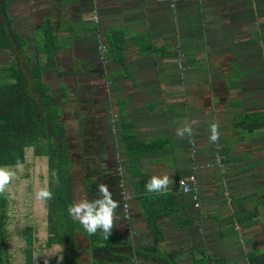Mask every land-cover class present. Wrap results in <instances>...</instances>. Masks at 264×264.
<instances>
[{
  "label": "trees",
  "instance_id": "obj_1",
  "mask_svg": "<svg viewBox=\"0 0 264 264\" xmlns=\"http://www.w3.org/2000/svg\"><path fill=\"white\" fill-rule=\"evenodd\" d=\"M5 10L6 0H2L0 11L5 19L6 29L0 19V49L12 51L14 46L26 49L31 45L32 57L25 55V71L15 57L12 62L0 66V167L14 170L15 166L25 164L28 152L32 157L44 160L46 173L44 187L50 189L53 196L51 200L43 202L46 232L43 246H59L60 256H62L60 264L129 262L131 251L127 250L128 241L121 239L114 231V227L108 238L104 237L101 230L94 235H89L68 213V208L73 205L72 197L77 194L72 175L73 168L77 163L81 171L88 170L89 153L85 154L82 150L78 153L72 151L67 141L65 123L62 121L66 107L50 98L49 85L44 80L49 73L61 77L63 73L57 68L56 55L64 53L70 47L72 40L82 36L81 28L84 26L100 28V25L92 23L78 26L76 23L64 20L54 27L53 20L50 17H44L39 27L34 28L29 36L23 37L12 26V18ZM55 31L61 33L57 35ZM103 37L105 49L102 57L105 61L112 63L123 62L125 44L132 45L140 54L164 52L161 47L152 43L147 30L127 32V29L122 26H114L106 29ZM58 87L62 97L67 98L68 92L65 86L58 83ZM226 128L236 131L239 137H249L255 131L264 128V110L234 115ZM78 133L83 138V135H80L82 132ZM115 137L121 142L123 151L119 166L122 172L118 174L117 171H112V163L106 160L111 159V156L108 155L106 158L104 156L102 158L104 163L102 168H99L100 175L96 177V180L88 176L90 172L81 175L82 191L89 195L85 197V200L101 198L98 185L106 184L112 193V198L119 203L114 214V226L121 225L123 222L126 224L127 220L120 215L121 198L117 185L119 178L123 177L125 188L130 192L131 198L136 200L139 214L145 218V226L151 235L152 243L147 248H155L156 243L163 239L166 226L180 229L188 228L193 224L191 218L179 212L183 193L175 188L179 178L176 170L172 173V185L169 184L172 188L168 186L166 191L150 193L147 191L146 184L143 183L146 172L140 167V161L154 156H168L173 151L170 138L164 136L141 140L132 131L127 121H121L120 130ZM219 141L220 153L223 155L222 161L225 164L245 163L244 166L234 169V172L251 169L248 157L243 153L232 152L233 142L230 138ZM165 159L168 160V158ZM229 173L230 171L223 172L224 175ZM229 205L231 212L220 223L245 225L253 222L258 215V209L264 207V183H259L248 191L232 195ZM7 206L8 199L4 192L0 194V264H11L7 243L9 236L7 225L10 222ZM232 226L227 230L228 232L231 231ZM28 230L29 227L24 225L20 229L21 233H18L24 239L26 247L20 249V256L23 258L19 260H23L25 264H31L29 245L32 236L29 234L30 231L25 233ZM83 251L89 254L85 261L79 257V253ZM53 260L55 257L52 263ZM200 263L264 264V242L262 250L246 251L243 263L231 260L227 256L213 257L211 255L194 258L191 261V264Z\"/></svg>",
  "mask_w": 264,
  "mask_h": 264
},
{
  "label": "crops",
  "instance_id": "obj_2",
  "mask_svg": "<svg viewBox=\"0 0 264 264\" xmlns=\"http://www.w3.org/2000/svg\"><path fill=\"white\" fill-rule=\"evenodd\" d=\"M95 1L96 0H94L93 3L94 9L97 10V14L99 16L109 15L114 18L113 20H107L112 22H109L111 25H109L106 29L114 26H122L123 28L127 29V32H139L147 30L152 43L158 47H161L164 52L162 53V51H158L155 53L140 54L133 48L132 45L125 44L123 62L112 63L107 61V68L112 65H116L117 67L121 66L120 69L114 67L113 70L107 69V71H105V75H107L105 78L107 82V90L110 92H112V90L115 91V93L119 95L120 98L114 100V107L109 108L108 110L104 109L102 107L104 105L102 104L94 106L92 108V110L95 112L94 120L101 128L103 127L102 124L105 123L109 125V122H112L111 120L114 121L116 127L113 131V144H116L118 147H121V142L117 140L115 136L120 130L121 121L129 122L132 131L141 140L146 141L156 137L164 136L170 138L173 151L168 156H154L151 158H144L140 161V167L146 172L143 179L144 184H146L153 176L162 178L165 176V172L172 174L175 170L177 173H179V177L189 172L196 174L199 197L198 207H193L191 200L186 194L181 196L182 204L179 207V212L181 215H185L193 220V224L188 227L190 231L188 233L184 231L182 234L179 233V235H183L185 238L187 237L191 239V241L194 239V237L195 239L199 240L196 241L197 246L195 247L197 256H192L188 264H191V261L194 258L204 256L207 257V255H212L213 257L229 255V253L219 254L220 252H218L217 249L220 248L215 249L212 248L213 246L209 248V243H212L215 240H219L221 242L222 250H224L226 246L229 247L228 249L238 248L241 252L238 257L239 259L242 258V263L245 262V253L251 248L243 250L241 248L242 241H257V238H255L253 234L249 232V228L251 225L254 224L253 226L255 227L261 222L260 220L257 221L258 216L256 217L257 220L255 219L254 222L245 225L232 223V226L229 223H220V221L231 212L229 201L232 195H237L248 191L260 183V181H255V183L253 182L254 185L248 189L247 185L243 181L249 172L251 173L252 177L255 178L253 180H256V174L259 172V166L255 165V160L257 159L260 161L262 157L260 158V155L251 154L249 152L250 150L248 152L239 151L238 149L236 150L234 145H242L244 144L245 140L249 143L253 140L263 141L264 129L255 131L249 137H239L238 135L235 136L229 133V135L227 134L221 137V140L225 138L231 139V142H233L231 147L233 153H243L246 157H248V164L251 167L249 171L234 172V169L237 167L245 165V163H241L239 165L226 164V170L223 172L226 173L230 171V173L227 175L222 173L219 177L212 176L210 173H198V169L201 168L200 166H203V163L207 160L210 154L211 141L209 139V132L207 136V133L202 128H197L192 131L191 136L185 133L183 137H180L177 135V129L183 127L180 126L181 121L185 123L184 118L182 115H180V113H182L180 110L182 109L183 103H185L187 107L195 106L198 108L204 104L201 103L202 95H200V92L194 91V88H192L189 91V97L184 99L183 91L185 90H181L180 92V87L177 86L183 81L184 75H157L159 72H156V70H162L163 65L165 64L164 61L170 57L175 58L176 55L178 56V51L183 53L184 59L189 63L192 64L193 62H196V59L201 56L199 52L202 51L199 50L200 48H198L200 46L199 42H203L204 44V42L207 43L213 40V42H215V47H219L218 43H221V38H217L216 35L218 34H225L224 38H222V41H225V43L230 41L227 43L229 45L225 46H229L231 48V45L235 43H233L231 39L233 35H236L238 31L240 33H243L244 31H250V39L248 38L247 40H251L252 47H258L257 39H259V31L264 28V4L262 3L264 0H98V5ZM212 1L215 4V6H213L215 9L207 10L204 8V6ZM105 2H107L106 5L104 4ZM260 3H262V9L259 6ZM247 16H249L250 19H248ZM121 17H123V19H121ZM220 21H225V23L230 24V26H225L220 30L213 27V23H219ZM209 25H212V28L209 27ZM237 39H235L237 45L245 46L242 45L243 43L241 41H238L239 39ZM203 47L205 48V45H203ZM224 48L225 47H221L218 48V50H223ZM231 54L232 55H229L228 51L224 53L215 52V54L213 53V55L209 57L220 59L224 55V60L226 63L231 60L230 63L236 64L235 58L237 57V54L233 50ZM239 55H242V53ZM85 56H87V52L82 51L79 57L85 59ZM184 67V73L186 69L190 71L188 67ZM231 68H233L232 74L233 72H237V67L233 65L229 69L225 70V72H227L225 75H222L223 72L217 70V75L212 77L207 76L202 80L204 83L209 82L208 85L209 89H211L212 98L213 91L214 95L224 92L228 94L231 87L236 93H239L240 95H242V93L247 90L243 88L248 87V85L250 89H253V85L256 83L254 82L256 79H254L253 75H248L246 77L247 81L245 83V87H243V81H245L244 77L246 75H229ZM118 75H121L122 77H119ZM233 79H236L237 82L232 84L231 87L227 86L229 81ZM163 82H165L167 85L165 86ZM115 93L114 97L116 96ZM243 99V101L246 102L241 103L240 105L244 104V106H238L235 108L242 110L243 112L257 109H248L252 108L253 105L258 103L255 99H249L245 97H243ZM224 103L222 101H217L216 104L219 108L211 111L213 114L209 113L207 110L204 112H206L209 119L217 118L218 116H215V113L222 110L223 105H227L232 109L234 106L239 104L237 101H231L228 104H226V102ZM211 115L213 117H211ZM232 118L233 115L229 119H226L227 122L229 123ZM217 124L219 132H221L220 130H225L227 127V124L221 125L219 122H217ZM108 135H110V133H108ZM103 142H105V145L107 144L109 148L108 151L113 150L112 143H110L108 140H104ZM102 148L106 149L104 146ZM165 158H168V160ZM179 158L181 161L178 163ZM250 159L253 160L252 163H250ZM182 162L188 163L186 164V168L180 169V164ZM171 163L174 164L172 165ZM260 163L261 165H264V161H260ZM168 176L170 177V175ZM250 181L251 180H249V182ZM212 185L215 186H213V188L210 190ZM168 186L172 188L171 185ZM244 188H247L248 190H245ZM81 193L84 199L88 195L83 193L82 186ZM225 194L228 197L227 203L229 205V212L227 215H222L221 220L217 219L218 217H216V215H209V213H206L205 211L203 213L197 212L201 204L209 202L206 199L207 197H211L212 200L209 203L214 205L213 203L216 201L221 203L220 199L222 195L225 197ZM205 195H207V197ZM129 208L130 216L128 218L129 220L127 219L125 227H129L134 234L135 232L136 234H141L140 239L147 241H141L145 244L139 246L138 244L133 243L135 241V237L130 236L128 238L127 235V240L124 239L128 241L127 244L130 243L127 250L134 252L137 249H140V252L145 253L144 255H151L152 257H155L153 259L157 258L159 260L158 262L161 261V263L163 262L164 264H184L181 262L182 260H180V257L178 258L180 253H177L172 248H166L167 244L169 245L171 243H179V240L174 238V236L177 234L176 231L179 229H172L170 226H166L163 239L156 243L155 248H147L151 245L152 238L145 226V218L139 214V208L136 200L131 199ZM261 211L264 213V207L259 210V213ZM44 224L45 220L44 216H42L37 220V223H35V226H38L36 228L34 226V230L38 228L40 231L43 230L45 232ZM262 224H264V222H262ZM222 225L225 229L222 227ZM230 226H232V229L230 232H228L227 230L230 229ZM121 227H117L115 230L121 229ZM31 230L33 231V229ZM43 231L40 235H44L43 238H45L46 232L44 233ZM225 231H227L226 233L234 234L231 235L233 240L232 244L225 242H231L229 237H223L226 234L224 233ZM35 234L36 232L33 231V235ZM167 235L170 236L167 237ZM32 238V241H34L35 237L32 236ZM44 240L38 239L36 243H33L37 247L35 249L34 247L30 246V258L32 257V259L36 261L33 264H45V262H47V264H60V260H58L60 257L59 246L53 245L50 247H45L43 246ZM258 240L263 241L264 237H258ZM238 241L241 242L237 243ZM212 249L214 252L210 253L209 251ZM44 250H46L45 253L43 252ZM41 251L42 254H40ZM31 253H33V256ZM38 254L40 255V259L36 260V257L39 256ZM54 257L55 260H53L52 263V259Z\"/></svg>",
  "mask_w": 264,
  "mask_h": 264
},
{
  "label": "rangeland",
  "instance_id": "obj_3",
  "mask_svg": "<svg viewBox=\"0 0 264 264\" xmlns=\"http://www.w3.org/2000/svg\"><path fill=\"white\" fill-rule=\"evenodd\" d=\"M95 2L97 5L99 4L98 0H96ZM1 3L2 0H0V4ZM93 3L94 0H6V10H5L6 13L10 15L12 18V26L15 29H17L22 34L23 37L29 36L34 28L39 27L41 24V20L44 17H50L53 20L54 27L57 25V23H60L61 21L64 20L76 23L78 26L91 25L92 23L100 24V28H92L89 26H84L83 28H81L80 34L82 36L72 40L70 42V47L66 49L64 53L56 55L58 56L56 57L57 68L60 69L63 73L61 74V77H58L51 73L47 74L44 77V80L49 85L48 92L50 98L52 100L62 103L66 107L62 115V121L65 123L67 141L71 145L72 151L74 153H78L80 150H82L83 153L85 154L89 153V155L87 156L88 170L81 171L77 163L75 165V168H73L72 175L74 178L75 190L77 192V194H75L72 197L73 204L85 200L81 193L82 173L90 172V175L88 176L91 179L96 180L97 179L96 177L100 175L99 168L101 169L103 166L104 162H102V158L104 156L105 158L108 155L111 156V159L107 158L106 160L107 162L112 163L113 166L112 171H118L119 169L122 170L119 166L121 163V159L123 157V151L121 147H118L116 144H113L114 143L113 131L115 130L116 124L114 123L113 120H111L112 122H109V125L104 123L102 124L103 126L102 128L99 127V124L96 123V121L94 120L95 112L92 110L94 106L100 104L104 105L102 107L107 110L109 108L114 107V100L119 99L120 96L117 95L113 90L112 92L107 90V86H106L107 82L105 79L107 75H105V71H107V69L113 70L114 67L119 69L121 68V66L117 67L116 65H112L113 67L109 66V68H107L108 67V65H106L107 61H105L102 57V53L104 52L102 48L103 46L102 44L104 40L103 32L109 25H111V23L109 22L112 21H107V20H113L114 18H112L109 15L99 16L97 14V10L94 9ZM262 3L264 4V2ZM262 3H260L259 5L260 8L263 7ZM104 4L106 5L107 2H105ZM213 6H215V4L212 1L208 3L206 6H204V8H206L207 10L215 9ZM247 18L250 19L249 16H247ZM0 19L4 23L6 29L5 19L1 14V11H0ZM121 19H123V17H121ZM212 25H214L213 27L219 30L223 29L225 26H230V24L225 23V21H220L219 23H213ZM212 25H209V27L212 28ZM55 34L58 35L60 34V32L55 31ZM224 35L225 34L216 35L217 38H221L220 39L221 43H218L219 47H215L214 44L215 42H213V40L207 43L204 42V44L203 42H199L200 46L198 48H200L199 50L202 51L199 52L201 56L196 59L197 60L196 62H193L192 64L189 63L187 60L184 59L183 53L178 51L179 54L178 56L176 55L175 58L170 57L168 58L170 60L167 59L166 61H164L165 64L163 65L162 70L159 71L156 70V72H159V74L157 75H184L181 84L179 85L176 84L178 87H180V92L181 90L182 91L185 90L183 91L184 99L189 97V93H190L189 91L192 88H194V91L200 92V95H202L201 103L204 104L196 108L195 106L187 107L186 104L183 103L182 109L180 110V112L182 111V113H180V115H182V117L184 118L185 123L191 126L192 131H194L197 128H202L207 133V136H208V132H209V136L211 134L210 125L212 124V120L213 123L217 124V122H219L221 125L227 124L228 126L229 123L227 122L226 119H229L232 115L234 116L235 114H240L243 112L242 110H238L237 108H235L238 106L241 107L244 106V104L240 105L241 103L246 102L243 101L244 100L243 97L249 99H255L256 102H258L257 104L253 105L252 108H248V109L257 108L256 110H264V28H262V30L259 31V37H258L259 39H257L258 47H252L251 40L250 41L247 40L250 37L249 36L250 31H244L243 33H240L238 31L236 35H233L231 39L232 42L235 43L231 45V48L229 46L227 47L225 46V45H229L227 43L230 41H227V43H225V41H222ZM235 39L241 41L243 43L242 45L245 46L237 45ZM203 45H205V48L203 47ZM221 47H225V48L223 50L222 49L218 50V48ZM232 50L237 54V57L235 58L236 64L230 63L231 60L228 63H226L224 60V55L220 59H214L209 57L212 56L213 53L215 54V52L224 53L228 51L229 55H232L231 54ZM82 51L87 52V56H85V59L79 57ZM241 53L242 55H239ZM25 55H28L30 58L32 57L31 45H29L26 49H20L14 46L12 51H9L8 49H0V66L7 65L8 63L12 62L13 57H15L17 59V62L20 64L21 68L25 71L26 70L24 67ZM233 65L237 67L236 68L237 72H233L232 74L233 68H231L229 71V75H246L244 77L245 81H243L244 83L243 87H245V83L247 81L246 77L248 75L251 76L253 75L254 79H256L254 80V82L256 83L253 85V89H250L249 85L248 87L243 88L247 90H245L242 93L243 95L242 96L239 93H236L235 90H233V88L231 87L232 84H235V82H237L236 79H233L230 80L227 85L231 87L229 89V93H228L229 95L226 92L214 95V91H213L212 93L213 98H212L211 89H209V85H208L209 82L204 83L202 82V80L207 76L212 77L214 75H217L218 74L217 70L223 72L222 75H225L227 73L225 72V70L229 69ZM184 66H186V68L188 67L190 71L186 69L184 73L183 72L185 68ZM118 76L122 77L121 75ZM58 83H62L65 86L68 92L67 98L62 97V92L58 87ZM28 84L30 85V81H28ZM163 84L165 86L167 85L165 84V82H163ZM114 93L116 94L115 97H114ZM217 101L218 102L222 101L223 103L226 102V104L230 103L231 101L234 102L237 101L239 104L234 106L232 109L227 105H223L222 110L215 113V116L218 117L209 119L208 115L204 111L207 110L209 113H212L211 111L216 110V108H219L218 105L216 104ZM211 117L213 116L211 115ZM185 123L181 121L180 126H184ZM263 129L264 128L260 130ZM220 131L221 132H219V140H221V137L227 135L228 133L236 135V131L230 130L229 128H225V130H220ZM78 132L80 133L82 132V134L80 135H83V138L79 136ZM108 133H110V135H108ZM98 136H102V137H98ZM104 140H108L110 143H112L113 150L108 151L109 148L107 144L106 145L104 144L105 143L103 142ZM245 142L246 140L242 145L235 144L234 146L236 147V150L238 149L239 151H246V152L250 150L249 152L251 154L260 155L259 157L260 158L262 157L260 161H264V140L263 141L253 140L250 141V143L249 142L245 143ZM103 146L104 148L106 147V149H103L102 148ZM211 151H212V141H211L210 154L206 161H208V159L210 158ZM29 153L30 152L27 153L28 155L26 157L25 164L15 166V169L13 171H15L16 175L8 185L7 191L5 192L6 197L8 199L7 207L10 217V222L8 223L7 228L9 230L8 251L10 253L11 264H25L23 260L22 261L19 260V258L21 257L23 258V256H20V249L26 248L24 244V239L18 234L19 232L21 233L20 229L22 228V226L27 225L29 227V230L25 233H28L30 231L29 234L35 237L34 241H32L33 238H31L29 245L31 247H34V249L37 247L33 243H36L38 239H43V240L45 239L43 238L44 235L43 236L40 235L43 230L40 231L38 228L34 230V226L35 223H37V220L42 216H44L43 202L36 200L35 193L40 189H42L46 184L45 162L41 158L32 157V155H30ZM250 160H251L250 163H252L253 160L252 159ZM180 161L181 160L179 158L178 163ZM260 161H258L257 159L255 160V165L259 166L258 169L259 172L256 174L257 176L256 180H253L255 178H253L251 173L249 172L243 181L247 185L248 189H250V187L254 185L255 181L256 182L260 181V183H264V165H261L262 162L260 163ZM205 162L203 163V166H200L201 168L198 169V173L200 172L203 174L210 173V175L212 176L219 177L220 174H222L223 171L226 170V166H225L226 164L224 162L222 163L221 167L214 165L206 167ZM187 163L188 162H182L180 164L181 165L180 169L186 168ZM171 164L173 165L174 163ZM164 175L167 176L170 175V177L169 176L168 177L170 179V184L172 185V179H173V177H171L172 174L171 173L168 174V172H165ZM248 179L251 181L249 182ZM213 186L215 185H212V187H210V190L213 188ZM247 188L244 189L248 190ZM216 189H217V185H216ZM205 196L207 197V195ZM87 197H89V195H87ZM227 198L228 197L226 194L225 197L222 195L220 199L221 203L216 201L213 203L214 205H212V203L211 204L209 203L212 200L211 197H207L206 199L209 202L201 204L197 212L203 213L205 211L206 213H209V215L212 216L216 215V217H218L217 219L221 220L222 219L221 216L224 214L227 215V213L229 212V205L227 203ZM128 203L130 204V202ZM261 208L262 207L258 209V215H257L258 220L256 218L257 221L260 220L261 222L257 224V226L254 227L253 224L249 228V232L253 234L255 238H257V241L254 242H250L248 240L242 241L241 248L243 250L250 248L251 249L255 248L258 250L263 249L264 240L263 241L258 240V237H264V224H262V222H264V213L262 211L259 213V210ZM121 225H116V227L114 226V231L120 236L121 239H126L127 235L128 238L130 236H133L135 237V241L133 242L134 244H138L139 246L145 244L141 241H147V240L140 239L141 234H136V232L134 234L129 227L127 228L125 227L126 224L124 222ZM37 226L38 225H36L35 228ZM117 227H121V229L115 230ZM31 228L33 229L34 232H36L35 235H33V231L31 230ZM184 231L188 233L190 230L188 228H180L179 230H177L176 231L177 234L176 236H174V238L179 240V243L178 244L171 243L169 245L167 244L166 248H172L177 253H180L178 258L180 257L182 263L188 264L192 256H197L195 247L197 246L196 241L199 240L195 239L194 237V239L191 241V239L187 237L185 238L183 235L180 236L179 233L182 234ZM231 235L234 234L226 233L223 236L225 238L229 237V239H231V242L225 241L226 243L232 244L233 240ZM169 236L170 235H167V237ZM240 242L241 241H238L237 243ZM211 246H213L212 248L215 249L222 248L221 242L219 240H215L214 242L209 243V248ZM228 248L229 247L226 246L224 250L217 249V251L220 252L219 254L229 253V255H225V256H227L231 260H236L242 263V258L239 259L238 257L241 254L240 250L238 248L236 249L235 248L228 249ZM212 250L211 251L208 250V251L210 253L211 252L213 253L214 250L213 251ZM43 252L45 253L46 250H44ZM40 254H42V251ZM144 254H145L144 252H140V249H137L136 251L131 252V261L122 264H162L163 263V262L161 263V261L158 262L159 260L157 258L153 259L155 257H152L151 255H144ZM31 255L33 256V253H31ZM79 257L85 261L86 259H88L89 254L83 251L79 253ZM39 259H40V255L36 257V260ZM30 260L32 264L36 262L32 259V257L30 258ZM209 262L211 263L210 260ZM98 264H112V263L103 262Z\"/></svg>",
  "mask_w": 264,
  "mask_h": 264
},
{
  "label": "clouds",
  "instance_id": "obj_4",
  "mask_svg": "<svg viewBox=\"0 0 264 264\" xmlns=\"http://www.w3.org/2000/svg\"><path fill=\"white\" fill-rule=\"evenodd\" d=\"M185 133L189 136L192 134V128L187 123L182 128L177 129L178 136L183 137ZM210 133V141L216 142L219 140L218 124L212 123L210 125ZM217 163H219V160H217ZM15 175V171L11 168L0 167V194L7 191L8 185ZM189 179L194 181L195 177H190ZM169 183L170 179L167 175L162 178L153 176L146 183V188L150 193H160L167 190ZM98 191L101 194V198L92 201L83 200L73 204L68 208V213L80 223L89 235H94L98 230H101L104 237L108 238L114 227V214L119 207V203L112 198V193L106 184H99ZM52 196L53 193L47 187L35 193L36 200L41 202L51 200ZM60 259H62V256L58 258V260Z\"/></svg>",
  "mask_w": 264,
  "mask_h": 264
},
{
  "label": "built area",
  "instance_id": "obj_5",
  "mask_svg": "<svg viewBox=\"0 0 264 264\" xmlns=\"http://www.w3.org/2000/svg\"><path fill=\"white\" fill-rule=\"evenodd\" d=\"M103 50L105 49L104 44H102ZM223 155L220 153V141L212 142V151H211V156L206 161L205 166H222V161ZM217 160H219V163H217ZM121 170L119 169L117 171L118 174H121ZM190 177H195V180L189 179ZM119 187V195L121 198V206H120V215L121 218L124 220H127L130 216L129 213V200H131V194L130 192L125 188L124 185V179L123 177H120L117 183ZM176 188L183 194H186L189 199L192 202L193 207L197 208L199 205V197H198V190H197V177L196 174L193 172H189L185 175H182L178 178L177 180V186ZM187 189V190H186Z\"/></svg>",
  "mask_w": 264,
  "mask_h": 264
}]
</instances>
